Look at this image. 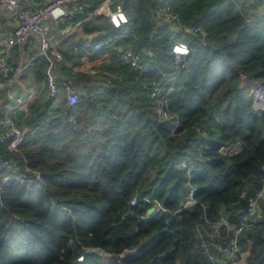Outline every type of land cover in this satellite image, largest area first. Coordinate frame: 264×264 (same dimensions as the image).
<instances>
[{
    "label": "trees",
    "instance_id": "obj_1",
    "mask_svg": "<svg viewBox=\"0 0 264 264\" xmlns=\"http://www.w3.org/2000/svg\"><path fill=\"white\" fill-rule=\"evenodd\" d=\"M113 1L128 15L123 27H113L98 7L102 0H95L92 9L75 13L83 19L79 34L59 44L56 78L61 88L80 86L77 101L69 103L64 92L58 102L36 95L18 110V122L27 127L19 151L0 149L20 170L27 164L42 173L41 187H29L0 171V264H220L202 246L211 225L222 217L236 224V210L264 184V112L253 107L251 83H243L247 76L264 85V0ZM159 1L203 25V40L159 25ZM117 30L125 34L118 43L133 45L157 70L139 76L120 63L114 48L74 50L80 35L102 38ZM178 39L191 51L176 64L171 47ZM48 56L32 62L37 79ZM109 61L119 64L123 80L106 84L101 71L113 66ZM93 66L103 79L83 71ZM152 79L173 86L164 106L177 118L155 112L157 100L146 95ZM235 143L238 151H220ZM188 178L197 186L196 203L177 211ZM135 194L167 210L150 214L143 200L131 205ZM238 241L247 253L235 264H264V221L245 228Z\"/></svg>",
    "mask_w": 264,
    "mask_h": 264
},
{
    "label": "built area",
    "instance_id": "obj_2",
    "mask_svg": "<svg viewBox=\"0 0 264 264\" xmlns=\"http://www.w3.org/2000/svg\"><path fill=\"white\" fill-rule=\"evenodd\" d=\"M94 2L95 0H50L45 4L32 8L22 2V0H0V5L11 14V17L14 18L16 22L13 33L5 37V41L9 45H16L21 48L29 40L31 34L35 33L40 36L39 46L37 43H31V54L28 53L25 60H17L14 65L7 61L5 48L0 46V104L3 102V92L7 85L21 73L34 55L48 56V54H56L59 57L61 56L56 47L57 42L53 39L51 26L48 24V20L52 19L55 25L66 28L63 36L64 38L68 36L73 31L74 26L78 24L75 13L92 9ZM99 7L107 11L108 20L115 28L122 27L129 20L121 3H117L113 6L108 0H104ZM97 9L98 8L95 7L92 11L95 12ZM155 15L159 20L173 23L175 28L182 33L198 36L200 40H203L202 38L205 33L203 25L185 19L173 8L169 1H159L155 7ZM124 36L125 34L120 32L108 33L99 40H96L93 43L92 49H116L115 57L119 59L120 63L130 68L132 71L137 72L139 76H147L151 72L157 70V64L146 63L144 58L131 46H121L118 43ZM190 51L191 46L181 39L176 40L171 47V55L176 64L186 60ZM147 55L151 56V52L148 51ZM89 71L96 72L98 70L92 69ZM101 73L106 84L124 79V76L120 72L102 69ZM168 74L169 73H165V76L167 77ZM167 79H170L169 76ZM46 83L49 96L58 102L61 96L60 85L54 72L50 68L46 72ZM173 89L172 85L167 86L165 84V80L152 79L146 84V95L149 98L157 100V105L154 110L162 119H175L178 117L177 113L164 106V100L171 94ZM250 95L253 98L254 109L257 112H264V85L251 83ZM65 96L69 103H75L78 97L77 90L74 87H68ZM21 102L22 98H18L17 103L8 108L4 116L0 118V149L3 145H6L9 152H17L19 151L20 144L26 138V128L18 122V110L21 108L19 107ZM177 125L178 123L174 121L172 132L176 130ZM195 129L202 138L207 139L209 137L208 131L205 128L196 126ZM229 146L230 145L222 146L220 151L229 154ZM202 149L203 147L200 146L199 151L201 152ZM204 162L205 160L202 163ZM18 165V161L14 158L0 154V171H9V175H6L5 179L13 178L29 187H41L42 173L39 170H34L27 164H25L23 170H20ZM191 169L190 167L187 171L189 172ZM262 171L264 172V165H262ZM188 186L189 190L187 191L185 204L178 208L177 211L186 208L187 204L196 203L194 192L197 186L190 182V178H188ZM243 195L245 196L246 193L243 192ZM262 198H264V184L255 194L248 196L245 206L236 210V224L232 223L228 218L222 217L218 222L211 225L214 233L217 235V239L212 245L217 250L221 251L228 259H238L247 253L240 247L238 237L245 228H252L255 225L258 217L259 201ZM140 200L151 204L153 211L149 212L150 214L167 210L158 200L150 198L147 195L139 196L135 194L130 199V204L135 205ZM55 205L58 206V204ZM63 208L66 207L63 206ZM230 230H234V232L231 234L229 233ZM202 246L209 252L210 258L214 259L213 253H210V243L205 240L202 242ZM85 251H95L106 256L105 252H100L97 248H85ZM123 255L124 253L121 254V256ZM83 257L84 254H81L78 260H82Z\"/></svg>",
    "mask_w": 264,
    "mask_h": 264
},
{
    "label": "crops",
    "instance_id": "obj_3",
    "mask_svg": "<svg viewBox=\"0 0 264 264\" xmlns=\"http://www.w3.org/2000/svg\"><path fill=\"white\" fill-rule=\"evenodd\" d=\"M48 1H50V0H22V2H24L26 5H28L32 8H34L35 6H38V5L45 4ZM102 1H104V0H102ZM108 1L110 2L111 5H113V3H114L113 0H108ZM102 9L103 8H101L100 10H102ZM157 20H158L159 25H166L167 24V25L175 27V25L173 23L166 22L164 20H159V19H157ZM82 21H83L82 18L78 20V24L76 26H74V29L70 34H75V33L79 34L80 24L82 23ZM48 24L51 26L52 36H53V39L57 42L56 47H57V50L59 51L61 56L59 57L56 54H51L48 56V58H49L48 60H50V63L48 66H46L43 69V76L40 79L36 78L34 71L33 72L30 71L31 66H32V62L40 56L34 55L31 58L28 65L21 71V73L13 81H11L7 85V87L5 89L6 92L4 91L5 96H4V92H3V102L0 104V118H2L4 116V114L8 108H10L13 104L17 103L18 98H22V102L20 103L19 107H23L24 104L33 100L36 97V95H39L42 97H44V96L48 97L49 96L45 74H46L47 70L50 68L54 72L55 77L57 76L58 67H59V64L61 62V59L63 58L62 53L59 49V44L63 40V36L65 34L64 32H65L66 28L55 25L52 19L48 20ZM15 27H16V22H15L14 18H12L11 14L3 6L0 5V46L5 48L6 59L12 65H14L15 62L19 59L25 60L28 53L31 54L30 53V44L31 43H37L38 46L40 43V36L38 34L33 33V34H31V36H30L29 40L26 42V44L24 46H22L21 48H19L16 45H9L5 41V37L11 35L13 33ZM117 32H118V30H117ZM70 34H69V36H70ZM99 39L100 38H97V34L80 35V36H78V43L79 44L74 47V50L78 51V52H82L83 46H86L88 49L89 48L92 49L93 43ZM133 41H134V39H133ZM129 46H131L134 49L133 45H129ZM78 47H79V49H78ZM19 49H20V52H19ZM151 55H152V53H151ZM116 61H115V63H113V61H111V62L109 61L110 64L113 65V66H110L109 70H113L115 72L120 71V70L115 68V67L120 68L119 64ZM92 69L97 70V69H101V68L93 66V67H87L83 71L87 75L91 76L94 79L95 78L100 79V80L103 79L101 76V73L99 71H96V72L88 71V70H92ZM102 69H108V68L104 67ZM58 82H60V81L58 80ZM59 85L61 86V84H59ZM61 87H60L61 94L63 92L66 93V89L68 87H74L78 91L80 88V86H78V84L76 82H74L72 84H64V86H63L64 90ZM23 127H25L26 131H27V127L26 126H23ZM238 149H239V143L231 144L229 146V154H232L233 152L238 151ZM184 204H185V202H184ZM194 205H195L194 203L187 204L186 208L190 209ZM258 219L264 221V198L260 199V201H259L257 220ZM211 232L213 234L209 233L210 235H209V238L207 241L210 243V249L213 252L215 259H217L220 264H235V262L232 259H228L221 251L217 250L212 245V243L217 239V235L214 233L213 228H212ZM243 264H247V263L243 262Z\"/></svg>",
    "mask_w": 264,
    "mask_h": 264
},
{
    "label": "water",
    "instance_id": "obj_4",
    "mask_svg": "<svg viewBox=\"0 0 264 264\" xmlns=\"http://www.w3.org/2000/svg\"><path fill=\"white\" fill-rule=\"evenodd\" d=\"M244 79H243V83H257V84H261L260 82H254V81H252L249 77H247V76H245V77H243ZM149 211L150 212H152L153 211V208L152 207H150L149 208ZM111 256V254H109V253H106V257H110ZM117 257H121V255H119V256H117Z\"/></svg>",
    "mask_w": 264,
    "mask_h": 264
}]
</instances>
